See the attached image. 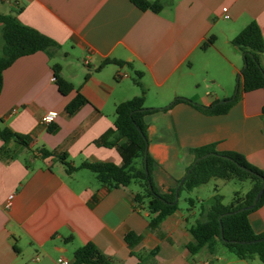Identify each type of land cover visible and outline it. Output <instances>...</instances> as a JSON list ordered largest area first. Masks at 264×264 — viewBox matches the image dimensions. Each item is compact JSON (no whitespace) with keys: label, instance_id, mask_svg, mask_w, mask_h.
Instances as JSON below:
<instances>
[{"label":"crops","instance_id":"0c3cea01","mask_svg":"<svg viewBox=\"0 0 264 264\" xmlns=\"http://www.w3.org/2000/svg\"><path fill=\"white\" fill-rule=\"evenodd\" d=\"M160 1L162 8L154 13L129 0H0L1 14L15 15L59 46L50 58L43 51L21 56L2 73L0 127L30 137L31 143L24 148L0 139V264H57V258L72 264L74 250L87 242L114 264H138L131 253L153 249L151 264H202L186 249L195 212L177 205L151 230L146 204L132 201L136 184L109 189L86 169L67 173L57 159L64 152L73 166L122 163L115 146L95 141L113 128L115 106L139 95L132 80L136 71L146 89L147 154L159 193L178 188L194 161L187 148L214 144L217 151L244 155L264 172L262 90L242 92L218 115L176 101L209 107L234 96L243 59L230 40L250 21L264 40V0ZM209 36L213 44L201 49ZM107 58L123 63L98 68ZM54 64L74 87L67 95L54 83ZM77 92L86 102L68 115L65 106ZM49 110L57 112L52 132L40 123ZM40 147L54 154L41 158ZM209 181L187 192L207 208L217 195L211 193V203L205 204ZM250 187L249 182L245 192ZM249 220L255 233L264 232V203ZM128 234L134 236L130 245Z\"/></svg>","mask_w":264,"mask_h":264},{"label":"trees","instance_id":"16d2710c","mask_svg":"<svg viewBox=\"0 0 264 264\" xmlns=\"http://www.w3.org/2000/svg\"><path fill=\"white\" fill-rule=\"evenodd\" d=\"M129 1L139 10H149L154 13H158L163 5L160 0ZM213 42L214 36H209L202 42L200 48L206 49ZM230 45L242 55L243 59V68L238 78L239 87H237L234 96L227 98L224 102H215L209 107L193 104L184 98H179L176 101L190 104L204 114L218 115L226 113L242 92L260 89L264 93V40L258 24L255 21H250L230 40ZM58 47L46 35L22 24L15 15L0 13V88L3 71L15 59L37 51L45 52L50 58ZM108 63L122 65L123 62L107 58L102 60L98 68ZM52 69L53 80L59 93L67 95L73 91V85L60 75V66L54 64ZM87 77L88 74L84 79L86 80ZM141 77L142 73L136 71L132 79L134 85L139 89V95L115 106L113 128L108 129L95 141L96 144L106 147L115 146L122 158L120 165L97 161L82 162L73 166L67 161V155L64 152L58 154L57 159L63 164L67 173L86 169L94 174L99 184L109 189L136 184L139 191L133 195L132 201L137 206L146 204L149 214L148 227L152 230L177 209L178 201L176 200V189L161 194L155 189L151 180L152 159L147 154V138L143 121V116L148 112L144 106L146 89ZM85 102L86 99L77 92L73 99L66 104L65 112L71 115ZM261 120L264 132V104L261 107ZM55 128L56 126L51 124L48 126V131L52 132ZM0 139L5 144L12 141L24 148H29L31 143L30 137L13 132L6 126L0 127ZM187 152L193 155L194 160L204 154L209 155L186 169L184 179L178 188V197L182 191L189 192L210 179L248 180L251 184L249 190L244 194L233 193L230 203L226 205L221 202V197L218 195L214 197V203L208 208L197 198H186L189 211L198 208L196 219L188 227L192 236V240L186 245L188 252L195 255L200 250L206 249L209 254L214 255L219 250L226 249L237 259L249 260L257 257L264 263V232L255 233L249 220V215L264 203L263 188L255 205L250 207L262 186L264 172L250 164L244 155L235 151H217L214 144L187 148ZM2 153L7 155L9 151L2 149ZM37 153L41 158L54 154L53 151L44 147H40ZM240 166L250 172L242 170ZM125 240L130 245L134 236L128 234L125 236ZM155 253L156 249L131 254L138 259V264H151L149 260ZM72 264L114 263L109 257L103 255L93 243L87 242L74 250Z\"/></svg>","mask_w":264,"mask_h":264},{"label":"rangeland","instance_id":"374dc122","mask_svg":"<svg viewBox=\"0 0 264 264\" xmlns=\"http://www.w3.org/2000/svg\"><path fill=\"white\" fill-rule=\"evenodd\" d=\"M135 187V184H132V187ZM209 187H206V189L203 192V199L205 204H210L211 199L209 198V195L211 193H215L221 197V202L223 204H229L233 193L237 192L240 194H243L249 187V181H237V180H231V181H222L220 179H211L208 183ZM191 197L193 198V195L190 193H187L185 191H182L178 197V207L183 209V211L187 214H190L191 212L196 213V217L198 215V208H194L193 210L189 211L187 208L186 198ZM217 255L219 258L214 259L213 257ZM194 258L196 260L201 261V263L206 262V264H264L262 263L257 257H253L249 260H238L236 259L232 253L227 251L226 249L219 250L216 254L211 255L209 254L206 249H202L197 253Z\"/></svg>","mask_w":264,"mask_h":264},{"label":"built area","instance_id":"2783aa9c","mask_svg":"<svg viewBox=\"0 0 264 264\" xmlns=\"http://www.w3.org/2000/svg\"><path fill=\"white\" fill-rule=\"evenodd\" d=\"M7 1H14V0H7ZM222 12L225 13L226 9L222 8ZM224 18H228V15L224 14ZM56 118H57V112L54 110H49L42 115V117L40 118V123L44 126H49L55 121ZM12 200H13V195L7 196L4 204L5 208L8 209L11 206ZM56 262L57 264H69V262L64 258H57ZM202 264H206V262Z\"/></svg>","mask_w":264,"mask_h":264},{"label":"water","instance_id":"95a60500","mask_svg":"<svg viewBox=\"0 0 264 264\" xmlns=\"http://www.w3.org/2000/svg\"><path fill=\"white\" fill-rule=\"evenodd\" d=\"M238 85H239V84H238V80H237L236 87H238ZM235 93H236V90H235ZM223 102H224V101H223ZM208 155H209V154H204V155H202V156H199V157L195 158V160L193 161L192 165H194L198 160L207 157ZM225 158L230 159V158H228V157H225ZM144 162H145V154H144ZM240 168H241L242 170L246 171V172H250L248 169H246V168H244V167H241V166H240ZM145 172H146V174H147V170H146V169H145ZM183 179H184V177L182 178V180H183ZM182 180L180 181L179 186L181 185ZM179 186H178V188H179ZM178 188H177L176 191H175V192H176V200H177V198H178ZM263 188H264V180L262 179V186H261L260 190L258 191V193H257V195H256V197H255V199H254V201H253V203L251 204L250 207H252V206L255 205V203H256V201H257L259 195L261 194ZM237 211H239V210H237ZM220 218H221V216L219 217V220H220Z\"/></svg>","mask_w":264,"mask_h":264}]
</instances>
